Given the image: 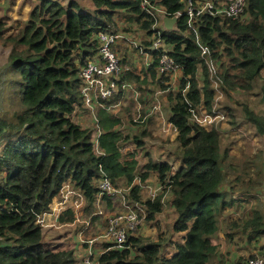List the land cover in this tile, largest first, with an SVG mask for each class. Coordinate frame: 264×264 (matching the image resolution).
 I'll use <instances>...</instances> for the list:
<instances>
[{"label":"trees","instance_id":"obj_1","mask_svg":"<svg viewBox=\"0 0 264 264\" xmlns=\"http://www.w3.org/2000/svg\"><path fill=\"white\" fill-rule=\"evenodd\" d=\"M187 1L91 0L93 8L75 0L66 4L37 1L19 42L24 49L11 56L4 76L22 109L12 119L0 115V264H81L73 244H65V235L55 237L61 241L53 243L55 240H47L49 230L37 221L50 212L53 202L62 200L61 188L67 181L83 195L90 212L103 176L113 184L125 177L128 186L137 174L140 182L155 179L161 192L171 195L176 213L172 231L181 235V242L173 244L169 256L161 253L164 243L128 235L121 249L106 243L98 264H216L220 245L215 236L222 226L226 242H234L236 237L256 245L264 238V201L251 203L250 191L256 183L239 172V190L232 188L233 183L225 190L220 135L213 127L192 120L201 106L212 114L215 92L195 32L187 27L183 14ZM143 2L147 10L158 7L168 17L181 14L177 31L159 28L163 43L171 48L168 55L182 69V90L189 87L175 96L167 118L177 128L175 141L181 153L175 170L166 162L153 161L149 154L144 155L147 161L139 172L135 161L118 160L120 135L113 129L118 120L110 119L103 109L96 112L103 129L98 140L103 154H97L92 142L93 129L74 120L82 105L80 71L98 52L97 34L116 31L120 20L134 23L144 36L156 30ZM244 14L246 21L240 20ZM196 32L217 63L213 79L220 91L227 95L237 89L249 91L251 82L264 70V0H245L238 19L204 17ZM145 50L155 58L149 68L151 78L167 89L163 83L168 78H158L155 71L163 52ZM127 79L139 81L131 74L122 77ZM244 112L256 132L264 136L262 117L248 109ZM147 135L146 131L141 134ZM139 192V185H133L125 197L127 203L139 216L146 213L147 219L153 220L162 212L161 200L156 199L158 195L140 200ZM103 200L110 204L113 198L104 196ZM237 211L242 216H233ZM71 221L69 209L58 223ZM218 263L226 264L222 258ZM246 263L239 259L230 264Z\"/></svg>","mask_w":264,"mask_h":264},{"label":"rangeland","instance_id":"obj_2","mask_svg":"<svg viewBox=\"0 0 264 264\" xmlns=\"http://www.w3.org/2000/svg\"><path fill=\"white\" fill-rule=\"evenodd\" d=\"M37 1L38 0H0V115L8 119H12V116L20 112L22 107L18 100L13 98V95L10 93L5 83L4 76H7L6 67L10 63L11 56L15 52H20L24 49L19 42L23 36V29L30 21V12L35 8ZM59 1L62 4H66L68 0ZM75 1L89 8H93L91 0ZM156 14L158 16L162 15L159 10H157ZM247 19L248 16L244 14L240 20L246 21ZM117 23L116 31L126 40L141 44L142 41L145 42L144 40L148 39L134 23L132 24L125 20H120ZM125 46L126 43H123L116 49L122 67L131 64V61L126 59L127 48ZM211 60L217 70L218 66L216 61L212 58ZM180 77V72L175 70L171 79H168L166 82L169 84V81L172 82L175 80V83H172V85L169 84V88L165 90L169 98L167 99L166 107L162 110L160 109L165 118H168L171 107L176 103L175 96L180 90L181 85ZM143 82H145L144 89H140L139 86L135 85L138 91L141 90L142 93L149 92L151 98L141 99L138 103L140 107L147 104L152 106L153 103H156L158 96H160V94H162L161 92L164 90L156 80L151 79V76L147 75L144 81H139L137 83L138 85H142ZM211 89L215 92L211 109L212 114H209L208 111L204 110L201 106L198 110V114H196L192 120L203 127H213L220 135V152L221 154L225 153L221 155V157H223L222 169L225 177L223 188L229 190V184L233 183L234 186L232 188L239 190V172L241 174L245 172V174L256 183L251 187L252 191H250L251 194L255 195L252 198L253 203L263 202L264 136H260L256 132V129L247 121L244 110L248 109L264 120V102L262 101L264 70L258 78L251 82L249 91L237 89L231 91L230 94L227 95L220 91L215 82H212ZM132 102L133 99L130 102L127 100L123 102L121 95H119L106 104L109 107V111H106V115L109 116L110 119L118 120V123H115L113 129L115 132H119L120 135V141L117 142V149L121 155L118 154L116 158L129 162L132 160L135 161L138 167L137 172H139L141 166L147 161L144 155L149 154L153 161L166 162L175 170L180 165L181 153L178 143L173 139L174 136H172L171 139L163 141L160 137L156 136L154 132L151 133L149 129H156L159 125L156 118L155 121L151 120L145 122L138 121L139 118L134 120L133 117L135 116H133V114L137 113L131 110ZM141 110L140 112H142ZM126 117L128 118L127 120ZM132 119L136 123H133ZM88 122L90 123L89 128L93 129L98 125L103 132L99 123L95 124L90 120ZM144 131H146L148 135L142 137L141 134ZM138 139L142 140L140 144L135 143ZM108 183L117 193L108 196L109 199L113 198V200H110V204H108L106 200L102 203L101 210L103 214L107 216H116L122 211V205L123 203H127L128 199L126 200V198L133 185H139L140 187V200L148 199L151 193L153 197L158 195L156 199L161 200L162 212L155 215L153 220H148L146 213L144 215V212H141L144 216L141 219L138 218L139 223L137 225V231L133 236L148 239L153 242L160 241L164 243L161 253L170 256L174 252L173 244L181 242V235L172 231L176 213L171 206V195L169 193L163 194L155 179L150 178L145 182H140L138 174L134 177L131 186L127 185L125 177L119 178L116 184H113L110 179H108ZM67 185L73 187V185L67 181L63 184L62 188ZM79 200L81 201V199L77 197H70L62 206L57 207L54 211L60 213L62 216L66 210L70 209L72 212V221L69 224L62 225L55 220L53 215H49L45 218L46 226L44 229L49 230L46 234L47 240L49 241L55 240L54 238L59 235L66 236V240L64 241L66 242L65 244L72 241L75 251L80 253V255L76 254V257L81 262L82 256L90 251L89 246H91L92 251L91 257L97 258L100 252H103L108 245L95 239L104 229L103 220L97 215L98 199H96L92 205L90 212L86 210L88 207L86 202H84L78 210L73 211L76 208L75 204L80 202ZM249 207L250 205L247 206L245 210H248ZM262 210L264 212V208ZM233 213V216L237 217L240 214L238 211ZM94 217H96V219L92 221ZM222 219L223 217L220 218V220ZM224 232L225 229L222 226L215 236V240L220 245V252L216 256V264H220L218 263V259L221 258L225 260L226 264L237 262L239 259L245 260V262H247L246 264H248L249 260L264 256L261 250L253 249V246L245 245L237 238L234 239V242H226V240L222 238ZM59 241H61V238L55 240L53 243ZM89 241H92L91 244L88 243ZM258 246L264 248L263 237ZM258 246H256V248ZM255 251L257 253H253ZM250 254H252V258L248 259Z\"/></svg>","mask_w":264,"mask_h":264},{"label":"built area","instance_id":"obj_3","mask_svg":"<svg viewBox=\"0 0 264 264\" xmlns=\"http://www.w3.org/2000/svg\"><path fill=\"white\" fill-rule=\"evenodd\" d=\"M144 2L142 3V7L154 20V30L156 28L151 36H147L149 40L145 39V42L142 41L140 44L126 40L117 31L99 32L96 36L98 52L81 68V104L82 107L89 110L92 116V122L95 124H98L96 117L97 110L103 109L105 111H109V107L106 104L113 100L116 96L121 95L123 102L128 100L129 97L136 100L140 96V92L138 91L136 85L122 80V77L124 74L132 73L140 79H144L147 75H149V68L152 64H154L155 58L145 49L155 51L161 50L163 52L155 64V71L158 78L171 79L175 70H178L181 75L180 82L184 79L182 69L177 67L173 59L168 55V52L171 49L170 46L164 44L161 39L159 28L160 30H163L161 26V16L164 15V12L158 7L147 10ZM244 5L245 0H188L184 6L183 14L187 18V27L195 32L196 46L200 51V55L203 58L212 82H215L213 81V78L216 75L217 70L209 56L207 46H205L198 37L196 25L201 23L204 17H225L238 19L239 16L243 14ZM157 10L162 13L161 16L156 14ZM175 17L178 20L181 17V14L178 13ZM123 43H126L125 47L127 48L126 59L131 61V64L126 67L121 66L120 59L116 52L117 47ZM146 43H149L150 45L147 46ZM166 82L163 84H166L169 88V84L172 85V83H175V80L172 82L169 81V84ZM188 88V85H186L182 90L180 85L178 93L181 91L185 93ZM153 109L156 113L159 125L156 129L151 128L150 132H154L156 136L163 140L171 139L172 136H174L173 139H175L177 136V128L168 122L167 118L162 115L158 107L155 106ZM101 134L102 131L98 125H96V127L93 128L92 142L97 150V154H103L99 149L98 141ZM98 189L97 215L98 217H102L104 219V229L103 232L95 237V239H98L100 242L111 244L112 248L121 249L126 242L128 235H134L137 231V225L139 223L138 218L141 219L143 217L139 216V212L127 203H123V209L118 215H104L101 210L104 196H112L117 192L111 187L108 183V178L105 176H103L99 181ZM60 195L62 200L53 202L50 212L45 213L38 218L37 223L41 227L44 228L46 226L45 218L49 215H53L56 221L59 220L61 214L54 211L57 207L62 206L68 198L77 197L81 199V201L79 200V203H76L77 205L75 204L76 208L73 211L78 210L85 202L83 195L70 185L64 186L61 189ZM151 197L153 198V196ZM91 242L92 241H89L88 243L91 244ZM89 250L90 251L86 255L82 256L81 264H98V257H91V246H89ZM101 253L102 252H100V254ZM75 254L80 255V253H77L76 251ZM248 264H264V256L251 259L248 261Z\"/></svg>","mask_w":264,"mask_h":264},{"label":"crops","instance_id":"obj_4","mask_svg":"<svg viewBox=\"0 0 264 264\" xmlns=\"http://www.w3.org/2000/svg\"><path fill=\"white\" fill-rule=\"evenodd\" d=\"M130 74L132 76L138 78L139 81H144V79H145V78L144 79H140L139 77L135 76L134 74H132V73H130ZM148 76H151L150 75V71H149V75ZM125 81H127V82H129L131 84H134V85L136 84L137 86H139L140 89H144L145 88V85H144L145 82H143L142 85H138V83L136 81H134V80H128L127 79ZM165 90L161 92L162 94H160V96H158V99H157L156 103L155 104L153 103L152 106L149 105V104H147V105H143V107H140V105L138 103V101L140 102L141 99H150L151 98V95H150L149 92L142 93V91L139 90L140 91V96L136 100H134L133 98L129 97L127 101L130 102L133 99L132 106H131V110H133V111H135L137 113V114H133V116H135V117H133V119L135 120V119L139 118L138 121H140V122L151 121V120L152 121H155V118L157 119V117H156V113L154 112V109L153 108L156 106V107H158L159 109L162 110L167 105V99L169 98V95L165 93ZM171 104H172V102H171ZM141 109H143V110H141ZM140 110L142 112H140ZM127 119L128 118L126 117V120ZM133 119H132V121H133ZM74 120L77 123H79V124H81L83 126H87V125H90V123L88 121L89 120L92 121V116H91L89 110H87L86 108L82 107V105H81V107L76 110V113H75V116H74ZM133 123H136V122L133 121ZM169 131H170V129H169ZM151 196H152V193H151V195L149 197H151ZM252 196L254 197L255 195L252 194ZM251 203H253V201H251ZM239 216H242V214H239ZM100 218L103 220V225H104V219L102 217H100ZM239 218H241V217H239ZM222 238H223V235H222ZM259 242H260V240L258 241V244H259ZM71 243H72V241H71ZM244 244L245 245H248L246 243H244ZM258 244H256V245H249V246H253V249L260 250L261 246H258ZM256 246H258V247L256 248ZM263 250H264V248H263ZM263 250H261V251L264 253ZM253 253H257V252L255 251Z\"/></svg>","mask_w":264,"mask_h":264},{"label":"water","instance_id":"obj_5","mask_svg":"<svg viewBox=\"0 0 264 264\" xmlns=\"http://www.w3.org/2000/svg\"><path fill=\"white\" fill-rule=\"evenodd\" d=\"M161 26L162 29L166 32H175L177 31V27H176V22H177V18L176 17H168V16H161Z\"/></svg>","mask_w":264,"mask_h":264}]
</instances>
